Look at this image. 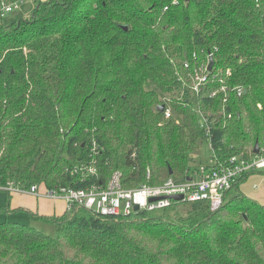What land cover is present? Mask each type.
Here are the masks:
<instances>
[{
	"label": "trees",
	"instance_id": "obj_1",
	"mask_svg": "<svg viewBox=\"0 0 264 264\" xmlns=\"http://www.w3.org/2000/svg\"><path fill=\"white\" fill-rule=\"evenodd\" d=\"M34 3L29 18L0 24V187L82 190L113 172L127 189L161 185L170 170L193 171L206 129L219 161L264 149V0ZM91 158L94 175L71 174ZM251 174L215 211L72 206L39 217L55 237L2 221L0 264H264V205L239 189Z\"/></svg>",
	"mask_w": 264,
	"mask_h": 264
},
{
	"label": "built area",
	"instance_id": "obj_2",
	"mask_svg": "<svg viewBox=\"0 0 264 264\" xmlns=\"http://www.w3.org/2000/svg\"><path fill=\"white\" fill-rule=\"evenodd\" d=\"M9 2H3L0 7V19L5 13L12 11ZM205 77H196L197 84L195 91H199V86L205 81ZM224 91V88H223ZM237 97L240 98L245 91L237 88ZM216 92H210L209 97H215ZM164 116L171 114L169 106L164 107ZM228 117H231L230 115ZM206 120L201 119L203 125ZM211 151V166L198 168L192 172H186L181 176L169 177L161 185H141L136 188H124L121 183V176L118 172H113L104 186L93 185L87 189L75 190L72 188H46L44 185H33L29 188H22L7 184L0 187L5 192H19L30 194L38 198L49 200H64L67 209L72 206H81L100 216H117L133 214L134 207L138 211H155L171 206L173 203L207 201L211 211L218 209L225 197V193L232 188L240 177L249 173H259L264 171V149L258 154H253L252 158H244L241 155L231 156L226 160L219 161L210 143L209 129L205 131ZM94 158L90 162L74 169L71 174L78 173L81 176H90L96 173ZM196 178V180H195ZM173 195H182L181 201H174L169 198ZM156 199L155 201H150Z\"/></svg>",
	"mask_w": 264,
	"mask_h": 264
},
{
	"label": "crops",
	"instance_id": "obj_3",
	"mask_svg": "<svg viewBox=\"0 0 264 264\" xmlns=\"http://www.w3.org/2000/svg\"><path fill=\"white\" fill-rule=\"evenodd\" d=\"M242 193L264 205V175L253 173L239 185ZM0 197V218L28 224L42 222L39 217L61 216L67 209L63 200L38 198L19 192H5Z\"/></svg>",
	"mask_w": 264,
	"mask_h": 264
},
{
	"label": "rangeland",
	"instance_id": "obj_4",
	"mask_svg": "<svg viewBox=\"0 0 264 264\" xmlns=\"http://www.w3.org/2000/svg\"><path fill=\"white\" fill-rule=\"evenodd\" d=\"M35 0H21L16 3H10L8 5H11L12 11L9 13H5L2 15V18L0 20V24L3 25H9L13 22H18L20 20H25L29 18V16L32 14L35 3ZM44 1V0H42ZM168 98L164 97L163 103L167 105ZM192 158L193 162L191 163V169L194 171L198 168V166H204L209 167L211 166V151L209 148V143L206 138H200L197 142L195 150L192 152ZM183 175V174H182ZM179 175H175V177H178ZM181 176V175H180ZM196 180V178H195ZM2 193H4L2 190H0V197H2ZM64 201V200H63ZM65 202V201H64ZM66 204V202H65ZM180 211H184V209L180 208ZM4 221L0 218V222ZM25 223V222H23ZM34 226L36 229L55 237L57 234V227L54 224H48V223H33L30 224Z\"/></svg>",
	"mask_w": 264,
	"mask_h": 264
},
{
	"label": "water",
	"instance_id": "obj_5",
	"mask_svg": "<svg viewBox=\"0 0 264 264\" xmlns=\"http://www.w3.org/2000/svg\"><path fill=\"white\" fill-rule=\"evenodd\" d=\"M188 1L189 0H186V2H188ZM123 29L127 30L126 27H124ZM212 65H213L212 61L210 60L209 65H208V71L211 70ZM157 111L162 113L164 111V106L163 105L158 106ZM258 152H259V144H258V142H256L255 145H254L253 154H258ZM169 175L172 176V171L171 170L169 171ZM169 198L174 200V201H181L183 199V196L182 195H173V196H169ZM155 200L156 199H151L150 201L152 202V201H155ZM134 212H138V207L137 206L134 207Z\"/></svg>",
	"mask_w": 264,
	"mask_h": 264
}]
</instances>
